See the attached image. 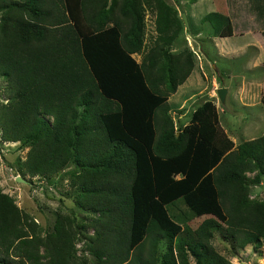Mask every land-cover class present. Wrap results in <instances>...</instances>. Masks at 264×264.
Returning a JSON list of instances; mask_svg holds the SVG:
<instances>
[{
  "label": "trees",
  "instance_id": "1",
  "mask_svg": "<svg viewBox=\"0 0 264 264\" xmlns=\"http://www.w3.org/2000/svg\"><path fill=\"white\" fill-rule=\"evenodd\" d=\"M244 2L264 50V0ZM145 7L155 31L147 43ZM200 20L212 35L233 32L219 11ZM182 26L164 0H0L1 137L30 146L22 163L31 174L84 167L86 206L98 211L87 246L96 264H157L162 238V264H190L187 251L230 264L210 242L219 221L237 245L264 242V201L247 197L264 169V130L234 144L205 99L174 133L166 97L193 65L191 50H169ZM259 101L264 117V84ZM175 200L207 216L181 226L167 210ZM66 220L58 214L42 235L0 189V263L88 264Z\"/></svg>",
  "mask_w": 264,
  "mask_h": 264
},
{
  "label": "rangeland",
  "instance_id": "2",
  "mask_svg": "<svg viewBox=\"0 0 264 264\" xmlns=\"http://www.w3.org/2000/svg\"><path fill=\"white\" fill-rule=\"evenodd\" d=\"M171 5L177 14L185 13L188 27L182 26L178 35L169 45L171 52L187 48L192 51L193 65L186 85L179 86L172 104L178 105L184 113L182 122L186 121L188 112L204 99H212L217 110L218 122L234 144L244 139L257 136L264 130L263 108L259 101L264 84V52L261 51V25L246 9L244 0H164ZM210 8L225 11L234 33L225 38L229 45L220 52L212 44L211 27L207 21H201L203 12ZM144 40L154 36L153 14L144 8ZM222 13V12H221ZM248 30V31H244ZM250 31V32H249ZM253 31V32H251ZM247 39L253 42L246 44ZM232 44L241 45L232 48ZM243 44V45H242ZM226 44H221L225 47ZM229 47V49H228ZM223 53V54H220ZM261 54V56H260ZM141 53H134L139 60ZM260 57V58H259ZM7 79L0 75V101L6 98ZM226 88L223 101L216 96V88ZM185 91H188L185 93ZM173 97V96H172ZM187 97V100H184ZM181 100V102L178 100ZM178 110V111H180ZM172 109L175 118L178 112ZM45 116H47L45 114ZM28 144L3 140L0 132V189L10 195L14 203L25 211L40 228V234L52 230L58 214L68 219L75 231L74 249L78 258L86 259L88 264H96L95 257L87 250L93 235L92 220L98 211L87 207V193L82 191L80 177L84 167L73 161L66 162L51 174H31L22 161L27 155ZM257 169L246 171V178H251ZM258 182H247V197L264 201V169L259 172ZM169 216L181 226L187 224L194 228L207 214L193 215L178 200L167 207ZM67 221V220H66ZM210 242L214 249L226 257L230 264H264V242L259 245L246 243L237 245L224 232V223L219 221L213 226ZM145 246V245H144ZM166 240L157 243V255L164 251ZM186 258L190 264H204L201 258L187 251ZM2 264V263H0Z\"/></svg>",
  "mask_w": 264,
  "mask_h": 264
},
{
  "label": "crops",
  "instance_id": "3",
  "mask_svg": "<svg viewBox=\"0 0 264 264\" xmlns=\"http://www.w3.org/2000/svg\"><path fill=\"white\" fill-rule=\"evenodd\" d=\"M209 10H216V11H219V12H222V13H225V11H221V10H219V9H215V8H210ZM208 10V11H209ZM203 13H205V12H203ZM202 13V14H203ZM201 14V15H202ZM244 31H248V30H244ZM260 33H261V29L260 30H258ZM250 32V31H249ZM251 32H253V31H251ZM234 33V30H233V32L231 33V34H229V35H212V36H210L209 38H210V40H211V42H212V44H218L217 46L219 47V51L220 52H225L226 51V49H224V48H226L228 45H229V43L227 44V42L225 41V38L226 37H228V36H230V35H232ZM244 43H246V44H251L252 46H253V42L251 41V40H249V39H247L246 38V40L244 41ZM221 44H226L225 45V47H222L221 46ZM243 45V44H242ZM230 46H232V48H234L235 46H236V48L237 47H239V46H241V45H235V44H232V45H230ZM260 48H261V51H263L264 52V50H263V35H262V33H261V46H260ZM228 49H229V47H228ZM220 54H223V53H220ZM133 56H134V53L132 54ZM260 56H261V54H260ZM135 57V56H134ZM260 58V57H259ZM136 59V58H135ZM137 60V59H136ZM192 69V68H191ZM190 74L188 73V75L185 77V79H188V76H189ZM184 79V80H185ZM184 80L181 82V83H179V84H177L176 85V87H175V89H174V91L173 92H170L168 95H167V97H166V102H167V104H168V110H167V113H168V115L170 116V118H171V120H172V123H173V127H174V133L176 134L177 133V131H178V129L180 128V127H182L185 123H187L188 122V119H189V117H190V114H191V112H192V110L197 106V105H199L200 103H197L189 112H188V114H187V119H186V121H184V122H182V116H183V112L180 110V108H181V106L180 107H178V105H176V106H174V104H172V100H174V99H172V98H174L175 97V95H176V93H177V90H178V88H179V86H180V84L181 85H186V83L184 82ZM188 91H185V93H187ZM173 96V97H172ZM185 99L184 100H187L188 98L187 97H184ZM183 98H181L180 100H178V102L180 101L181 102V100H182ZM205 100V99H204ZM212 100V99H211ZM213 101V100H212ZM214 103V102H213ZM176 109L177 111L178 110H180V111H178L177 112V115H176V119H177V121L179 122V126H177L175 123V118L171 115V112H172V109ZM216 109V108H215ZM216 112H217V110H216ZM218 116V115H217ZM263 131V130H262ZM261 133V132H260ZM259 133V134H260ZM258 134V135H259ZM175 177H178V176H180V174H175L174 175ZM176 201V200H175ZM179 201V200H178Z\"/></svg>",
  "mask_w": 264,
  "mask_h": 264
},
{
  "label": "water",
  "instance_id": "4",
  "mask_svg": "<svg viewBox=\"0 0 264 264\" xmlns=\"http://www.w3.org/2000/svg\"><path fill=\"white\" fill-rule=\"evenodd\" d=\"M179 16H180V18L182 20V23H183V25H184V27L186 29L188 27V22H187L185 13L183 11H181V12H179ZM225 90H226V88L223 87V86H220V87L216 88V91H215L216 92V96H217V98H218V100L220 102L223 101Z\"/></svg>",
  "mask_w": 264,
  "mask_h": 264
}]
</instances>
